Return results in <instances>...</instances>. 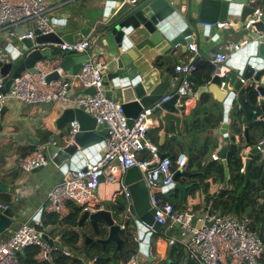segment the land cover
<instances>
[{"label":"water","instance_id":"water-1","mask_svg":"<svg viewBox=\"0 0 264 264\" xmlns=\"http://www.w3.org/2000/svg\"><path fill=\"white\" fill-rule=\"evenodd\" d=\"M129 1L99 0L95 6L97 14L95 30L99 39L108 46V57L112 59L113 64V69L102 76L101 87L108 98L114 95L121 102L129 124L142 109L155 105L164 95L167 82L161 81L163 66L160 61L161 56L170 61V54L175 47L187 49L188 44L193 42H196L199 50L206 51V47L212 44L214 37L233 34L236 30L249 37L250 43L231 58L226 77L209 76L196 91L197 97L202 93L211 92L215 103L222 104L225 114L222 134L226 135L230 144L235 143L236 137L233 133L227 134V131L232 132L242 127L237 142V155L240 160L244 147L251 145L248 130L252 125V117H256L258 122H264V0H137L136 3ZM257 5L261 12L259 20L246 26L249 19L256 17ZM79 17L81 18L80 15ZM79 17L74 16L69 19L67 27L70 28V32L65 34L59 35L55 32L40 34L35 30L34 38L18 39L17 43L21 48L16 63L0 61V74L6 77L4 92L9 90L13 79L21 71L28 69L36 72L34 66L38 60L52 58L55 54L52 51L54 43H71L80 39L79 37H86L92 27H79L77 25L81 24ZM227 19H232L235 26L231 28L215 26L216 22ZM208 23L212 25H207ZM60 24L63 22L58 25ZM23 33L24 31L19 29L17 36ZM210 38L213 40L206 42ZM87 59L86 53L72 55L63 51L59 66L63 72L74 75ZM57 78L58 74L54 71L49 73L45 80L50 82ZM190 80L195 81L193 76ZM94 92L93 87H87L82 91L83 94ZM248 94H251L249 102H247ZM180 100L181 97L175 93L159 104V107L167 113L162 118L166 127H169L170 121L179 122V118L171 114L178 113L175 105ZM249 103H253V106ZM189 109L190 106L185 104L186 114ZM242 114L243 118L238 117ZM72 122L77 123V132L72 139L66 137L60 143H51L44 151L49 163L56 166L65 176L63 180L70 178L71 171L81 168L86 159H89L95 150L101 148L102 141L109 134L107 125L97 124L95 118L81 108L65 107L55 119V125L59 130ZM228 148L229 145L222 148L220 158L224 159V152ZM104 152L100 149L98 155L90 162L97 160ZM260 156L264 157V143L259 144V147L251 145L244 156L245 181L248 179L252 161ZM157 157L163 159L167 154L158 152ZM111 164L117 168V180L120 185L125 186L129 192V200L125 199L126 211L136 224L138 234L141 235L147 227L159 231L161 225L154 221V209L149 202L150 190L145 184L144 172L137 166L122 171L118 160H113ZM154 165V163L149 164L147 169ZM41 168L42 166H39L33 171ZM170 168L173 172V183L176 182L179 174L189 175L185 165L179 169L173 166ZM103 179L104 176H101L100 180ZM6 190L7 185L0 181V191ZM155 192L161 191L157 189ZM101 216L107 222L108 236L99 241L103 245L109 242L119 244L118 232L122 229L121 226L111 224L108 213L104 212ZM19 218L20 213L13 207L0 210V238L18 222ZM29 225L34 226V222H30ZM48 232L45 230L42 238L52 245L53 240L48 238ZM131 233L133 236L136 235L133 231ZM84 239L86 243L89 241L87 237ZM98 261L99 258H96L93 264Z\"/></svg>","mask_w":264,"mask_h":264},{"label":"crops","instance_id":"crops-1","mask_svg":"<svg viewBox=\"0 0 264 264\" xmlns=\"http://www.w3.org/2000/svg\"><path fill=\"white\" fill-rule=\"evenodd\" d=\"M45 2L47 5L61 4V7L50 14L51 19L57 23L55 33L62 35L70 32V28L67 27L69 19L74 16L78 18L80 15L81 24L77 25L79 27H92L90 33L86 36L92 40L90 52L105 60L112 61L108 57V46L104 44L103 40L99 39L95 30L97 20L95 6L99 0H45ZM256 8L260 9L259 5ZM60 22H63V24L58 25ZM28 28V26H24L14 29L15 35H11L8 30L0 29V46L5 49L9 48L8 50L11 52L10 45H12L20 51L21 46L17 43V33L19 29L27 30ZM216 39L218 41H215ZM209 40H213V38L207 39L206 42H209ZM243 41L250 43L248 36L236 30L233 34L214 37V41L206 47V51H201L197 47L198 52H194L188 48L182 49V47L177 46L170 54V61L165 60L163 56L160 57V61L163 63L161 81L167 82L164 95L175 94L176 87L180 83V75L174 71V65L195 62L197 70L192 74L195 81H192L190 93L186 97H181V100L175 105L178 113L171 114L178 117L179 122L170 121L169 127H166L162 118L167 113L159 106L155 107L152 111L153 123L147 130L146 140L160 153L162 151L159 150V146L165 142L172 143L170 151L163 152L167 156L172 151L177 156L180 154L186 155L185 170L189 175L179 174L176 182L172 185L159 188L161 191L159 194L165 200L172 203L179 210L190 209L201 212L210 204L213 208L212 211L220 215L247 216L251 222L256 219L255 232L264 240V157L260 156L252 161L247 181H245L243 174L241 175L239 172V169L244 167V156L250 146L264 136V122H258L256 117H252V125L248 130L249 144L251 145L244 147L239 160L237 142L242 127L232 132L227 131V134L233 133L236 137L235 143L230 144L226 135L222 134L225 117L222 104L215 103L211 92L202 93L199 97L196 96L198 86L208 79L212 70V65L209 62L211 55L219 51H225L233 43ZM230 60L224 63L221 78L226 77L230 69ZM111 69H113L112 62L109 71ZM83 90L80 85L75 84L71 88V93L80 95L83 94ZM112 97L117 98L114 95ZM250 97L251 94H248L247 102H249ZM185 104L190 106L187 114L185 113ZM249 105L253 106V103H249ZM63 108L64 106L60 103L24 106L10 100L6 102L0 127V181L7 185L6 191L10 193V199L14 201L15 205L13 207L8 202L1 203L0 210H3V207H13L16 212L20 213V218L16 224L3 234L0 243L7 239L20 224L24 222L35 223L36 220L41 221L43 214L56 215L47 208L45 195L50 187L63 180L65 176L56 166L50 163L40 170L24 172L20 169L18 162L34 151L37 142L60 143L66 137L68 138L71 125H67L61 130L55 125V119ZM238 117L243 118L244 115H238ZM226 145H229V148L224 152V159H222L220 158L221 150ZM100 149H102V146ZM99 150H95L91 157L86 159L85 163L93 160L98 155ZM147 152L148 150H144L137 153V158L139 160L146 158ZM214 155L217 157L216 160L212 159ZM113 167L118 177L117 168ZM175 169L179 168L176 167ZM118 186V182L108 186L103 184L95 195V207L90 212H83V209L79 206L81 212L78 223L83 224L84 227L69 229L79 234L78 243L85 242V237L89 239L85 244H89L95 239L101 243L99 241L101 238H97V236L102 233L103 228L107 231L106 237L108 236L107 222L101 216L102 213L106 212L111 217V224H118L123 228L127 223L131 228L130 230L136 234V237L132 236L136 244L133 249L135 254L132 253L126 264H131L132 257L136 259L138 264H195L188 258L185 250L179 244H168L167 236H177L176 229L161 227L159 231H154L147 228L139 235L136 224L126 209L120 213L114 212L113 205L118 197L114 195V192H116ZM166 194H168L167 197ZM69 203L71 202L67 204ZM99 206H103V210H99ZM70 213L71 210L67 206L65 217ZM63 219L64 217H58L60 223L49 225L44 231H49L48 238L53 240L54 243L60 244L74 254L79 255L78 260L83 261L81 252L71 250L62 242L61 229L64 225L61 222ZM120 231L121 229L118 232V238L121 245L123 240ZM119 244L115 242L102 244V246H108L109 252L113 254L114 264H124L118 254ZM113 250H115L114 253ZM34 259L38 264H54L52 259L40 262L36 255ZM262 260L264 261V254ZM22 264L27 263L22 262ZM85 264H93V261Z\"/></svg>","mask_w":264,"mask_h":264},{"label":"built area","instance_id":"built-area-1","mask_svg":"<svg viewBox=\"0 0 264 264\" xmlns=\"http://www.w3.org/2000/svg\"><path fill=\"white\" fill-rule=\"evenodd\" d=\"M136 1L129 2L136 3ZM59 7L61 4L47 5L45 0H0V29L8 30L11 35H15L14 29L28 26L27 30L22 29L24 33L17 36L18 39L34 38L35 30H38L40 34L55 32L57 23L51 19L50 14ZM255 14L256 17L249 19L246 26L259 20L261 16L259 9L255 10ZM215 26L231 28L235 26V22L225 20L216 22ZM91 44L92 40L87 37L71 43H54L53 57L38 60L34 66L36 72L28 69L21 71L13 79L7 92H4L6 77L0 74V127L8 100L24 106L60 103L64 108H81L94 117L97 124H105L109 127V134L102 141L104 154L97 160L87 162L81 168L71 171L69 179L59 181L50 187L45 195L47 208L60 218L66 216L68 202L80 206L83 212H90L95 207V195L100 187L103 184L108 186L115 182H118L119 186L114 195L121 194L128 201L129 192L125 186L120 185L111 164L113 160H118L122 171L137 166L144 172L143 178L150 190L149 202L154 209V221L161 227L177 230V236H167L168 244H179L192 262L195 264H264L262 260L264 240L250 228L249 217L233 214L220 215L212 211L210 204L201 212L190 209L179 210L155 192L173 183V172L170 168L171 161L167 157L158 159L155 148L146 140V133L153 123V109L173 94H165L155 105L142 109L129 124L121 102L117 98H108L101 87L102 76L109 71L111 61L91 53ZM247 44L248 41L233 43L225 51L211 55L209 62L212 70L209 76H221L224 63L229 62L230 58ZM187 47L191 51L198 52L197 44L194 42ZM10 48H12L11 52L9 48L0 46V61L16 63L19 50L12 45ZM63 51L72 54H88V59L82 63L76 74L65 73L60 68ZM196 70L195 62L174 65V71L180 75V83L175 93L180 97H186L190 93L192 87L190 77ZM54 71L57 72L58 78L46 82V76ZM242 82H244L243 79ZM75 84L83 89L93 87L95 92L74 95L71 93V88ZM70 125L68 138L72 139L77 132V123L72 122ZM51 143L55 142H37L34 151L19 160L20 169L31 172L39 166L49 164L44 151ZM262 143H264V136L254 145L259 147ZM144 150L152 153L150 161L137 158V153ZM212 159L216 160L217 157L214 155ZM185 162V154L178 155L175 160L177 168L184 166ZM152 163L155 165L147 169V166ZM239 172L242 175L244 167H241ZM101 176H104L103 181L100 180ZM98 209L103 210V206H99ZM41 226L40 220H36L34 226H30L28 222L20 224L7 239L0 243V264H22L20 255L28 247L38 248L36 258L40 262L50 261L55 252H61L69 258H80L79 255L60 244L53 242L49 245L42 238L44 230L38 228ZM130 263L138 264L134 257L131 258Z\"/></svg>","mask_w":264,"mask_h":264},{"label":"trees","instance_id":"trees-1","mask_svg":"<svg viewBox=\"0 0 264 264\" xmlns=\"http://www.w3.org/2000/svg\"><path fill=\"white\" fill-rule=\"evenodd\" d=\"M172 147V143L165 142L161 146H159V150L162 151H170ZM143 152V151H142ZM158 153V151H156ZM177 154L173 151L169 153L167 158L171 161V166L176 168L175 160H176ZM152 159V153L148 150L147 157L142 158L143 161H150ZM8 202L10 206L15 205L14 201L10 199V193L8 191H0V204ZM69 209L71 210V213L67 215V217H64L61 224L64 225L63 229H61L62 234V242L64 245L69 247L71 250L75 252H81L83 255V261L78 259H69V257H66L61 252H55L52 254L51 259L53 260V263L55 264H85L90 263L91 261L94 262V259L99 258V261L96 264H114V256L111 252L108 250V246H102L101 243H99L96 239L89 243L85 244V242L78 243V237L79 234L76 231H70L69 229L72 227H81L83 228V224L78 223L79 214L81 212V208L75 204H67ZM127 207V202L125 198L122 196H118L115 199V204L113 205V210L115 213H120L124 211ZM58 217L57 215L53 214H43V217L41 219V227H38L41 230H44L49 225H57L58 223ZM60 223V222H59ZM256 219L255 221H252L250 224V228L252 230H256ZM80 228V229H81ZM131 228L126 223L125 227L121 229L120 234L121 238L123 240V243L120 245V248L118 250V254L120 256L121 262L126 264L130 257L132 256L133 249L135 248V242L133 241V235L131 233ZM102 233L97 236V238L104 239L106 237V229H102ZM24 254L20 255L21 262L27 263V264H38L36 260L34 259V256L38 252L37 247H28L24 250ZM115 250H113V253ZM264 262V261H263Z\"/></svg>","mask_w":264,"mask_h":264}]
</instances>
